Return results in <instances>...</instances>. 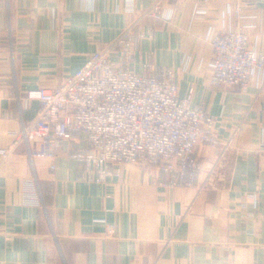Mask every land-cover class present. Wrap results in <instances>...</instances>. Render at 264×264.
Wrapping results in <instances>:
<instances>
[{"label": "crops", "instance_id": "obj_1", "mask_svg": "<svg viewBox=\"0 0 264 264\" xmlns=\"http://www.w3.org/2000/svg\"><path fill=\"white\" fill-rule=\"evenodd\" d=\"M133 1L140 10L158 0ZM126 3L0 0V150L37 116L28 90L61 83L96 50L116 55L128 29L151 30L136 39V59L173 68L179 96L215 116L220 146H196L194 186H164L135 163L104 182L80 179L69 151L87 145L84 134L63 140L54 159L19 143L0 155V264H264V73L245 90L211 85L206 40L210 27L253 25L264 53V0H164L166 20Z\"/></svg>", "mask_w": 264, "mask_h": 264}, {"label": "built area", "instance_id": "obj_2", "mask_svg": "<svg viewBox=\"0 0 264 264\" xmlns=\"http://www.w3.org/2000/svg\"><path fill=\"white\" fill-rule=\"evenodd\" d=\"M164 6V0H158L139 10L133 0H127L125 11L166 20ZM248 27L254 26L207 30L211 85L245 90L264 73V53L256 50ZM151 36V30L138 35L125 30L114 44L116 55L110 49L96 50L61 83L28 90L27 99L40 103L37 116L12 133L11 145L0 150L2 158L23 142L31 156L54 159L62 152L63 140H78L84 134L87 145L69 151L79 164L80 179L104 182L120 175L123 164L135 163L162 174L165 179L156 180L161 185L194 186L199 175L196 146H220L215 116L193 104L190 96H179L173 68L136 59V39ZM230 145L231 141L224 144L219 158ZM28 198L37 201L33 194Z\"/></svg>", "mask_w": 264, "mask_h": 264}]
</instances>
